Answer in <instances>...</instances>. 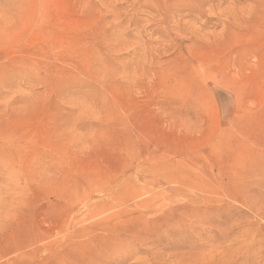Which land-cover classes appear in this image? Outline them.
I'll list each match as a JSON object with an SVG mask.
<instances>
[{"label":"rangeland","instance_id":"374dc122","mask_svg":"<svg viewBox=\"0 0 264 264\" xmlns=\"http://www.w3.org/2000/svg\"><path fill=\"white\" fill-rule=\"evenodd\" d=\"M0 264H264V0H0Z\"/></svg>","mask_w":264,"mask_h":264}]
</instances>
